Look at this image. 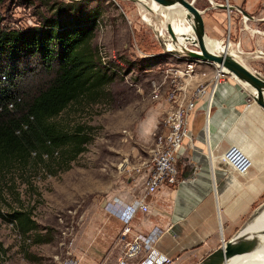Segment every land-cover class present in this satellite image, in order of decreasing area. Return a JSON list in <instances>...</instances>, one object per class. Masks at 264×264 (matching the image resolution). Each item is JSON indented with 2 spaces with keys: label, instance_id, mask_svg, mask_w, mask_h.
I'll return each mask as SVG.
<instances>
[{
  "label": "rangeland",
  "instance_id": "1",
  "mask_svg": "<svg viewBox=\"0 0 264 264\" xmlns=\"http://www.w3.org/2000/svg\"><path fill=\"white\" fill-rule=\"evenodd\" d=\"M53 1L82 4V0H0V16L10 26L36 25L45 15L44 3ZM202 1L193 0V4L199 6ZM86 3L83 9L96 6L99 14L91 45L113 79L103 97L71 103L54 118L63 128L81 125L87 129L84 150L72 160L66 162L60 148L51 157H31L26 164H14L0 173V246L4 250L0 264H59L65 257H75L79 264L125 260L124 243L117 239L121 223L105 211V203L112 201L129 176L118 166L120 161L126 156L145 158L160 130L162 112L156 111L158 105L151 99L153 85L163 81L165 69L182 67V62L164 53L157 30L143 17L136 0ZM146 15L156 20L154 15ZM226 34L225 30L223 39ZM187 48L195 49L192 45ZM200 68L214 72L213 67ZM229 74L220 75V81L233 79ZM250 103L256 105L248 95L245 104ZM201 119L196 113L193 129ZM231 145L250 159L246 145ZM18 208L27 210L36 225L26 235L6 220ZM37 235L44 240L33 241ZM138 260L133 256L125 264Z\"/></svg>",
  "mask_w": 264,
  "mask_h": 264
},
{
  "label": "crops",
  "instance_id": "2",
  "mask_svg": "<svg viewBox=\"0 0 264 264\" xmlns=\"http://www.w3.org/2000/svg\"><path fill=\"white\" fill-rule=\"evenodd\" d=\"M225 5L238 6L248 14L246 20L242 22L240 10L228 9ZM195 7L204 10L207 39L225 44L226 30L227 50L233 51L246 67L264 76V0H203ZM235 41L239 42L238 48ZM199 65L196 64L199 67L195 69L197 74L191 85L210 78L212 72L200 70L201 66L214 69L202 61ZM247 97L243 85L225 79L215 87L209 106H205V99L196 102L189 138L184 140L176 157L178 183L172 187L163 184L145 197L148 210L132 219L128 239L136 233L147 234L158 228L160 233L149 247L155 255L169 258L171 264H197L241 228L263 201L264 194V111L251 103L246 105ZM155 103L156 111L163 115L167 103L162 100ZM196 113L202 119L193 129ZM235 142L248 149L245 153L251 163L244 174L225 167L219 158ZM126 159L128 164L139 160L127 156ZM127 174L126 184L115 193L122 203H128L143 191L145 172ZM147 252L141 250L136 258Z\"/></svg>",
  "mask_w": 264,
  "mask_h": 264
},
{
  "label": "trees",
  "instance_id": "3",
  "mask_svg": "<svg viewBox=\"0 0 264 264\" xmlns=\"http://www.w3.org/2000/svg\"><path fill=\"white\" fill-rule=\"evenodd\" d=\"M80 2H45V15L23 28L0 16V173L31 157H51L56 149L64 150L66 162L84 150L86 127L70 130L54 118L71 103L103 97L113 76L91 45L97 8L83 9L86 0ZM6 220L21 235L36 226L21 208Z\"/></svg>",
  "mask_w": 264,
  "mask_h": 264
},
{
  "label": "built area",
  "instance_id": "4",
  "mask_svg": "<svg viewBox=\"0 0 264 264\" xmlns=\"http://www.w3.org/2000/svg\"><path fill=\"white\" fill-rule=\"evenodd\" d=\"M241 20L244 22L246 18L241 16ZM228 39L226 34L225 44L222 41L221 44L228 45ZM238 45L239 42L236 41L235 48H238ZM164 53H168L175 59H181L183 62L182 67L165 69L162 76L163 81L153 85L151 99L154 102L162 100L167 103V109L160 120V130L154 136L145 158L129 164L126 159H123L118 164L120 169L127 173H140L142 170L145 172L143 191L140 196L133 197L128 203H122L120 199L114 197L112 201H106L104 207L111 217L121 223L117 239L124 243L123 257L125 260L119 261L118 264H125L127 258L131 260L141 250H148V252L134 264H171L169 258L155 255L154 251L149 249L152 240L160 233L158 228H153L147 234L136 233L128 239V235L132 232L131 220L137 213L147 212L148 206L145 202L147 195L154 193L163 184L172 187L178 183L176 157L184 140L189 138L190 120L196 109V102L205 99L207 107L209 98L220 81V75L229 74L213 64L214 72L207 81L193 82L191 85L193 77L195 78L197 74L195 65L200 61L182 57L168 50H164ZM202 74L203 72L200 73ZM219 158L225 167L239 174H244L250 166L248 157L234 146H229L219 155ZM59 264H79V262L75 257H65Z\"/></svg>",
  "mask_w": 264,
  "mask_h": 264
},
{
  "label": "water",
  "instance_id": "5",
  "mask_svg": "<svg viewBox=\"0 0 264 264\" xmlns=\"http://www.w3.org/2000/svg\"><path fill=\"white\" fill-rule=\"evenodd\" d=\"M160 5H171L179 3L185 9L184 17L188 23L191 32L193 34L192 46L195 49L185 48L183 50H168L182 57L189 59H196L202 62L215 64L219 68L225 70L232 75L235 80L241 85L244 84L248 95L252 101L258 105L264 111V76L260 73L246 67L240 60H238L233 53L227 50V47L221 44L219 45L224 49L223 52L214 53L206 49L205 47V35L202 13L204 10H200L194 6L193 0H153ZM215 6H220L215 4ZM224 7V5L222 6ZM228 9L240 10L238 6L225 5ZM241 16H248V14L240 10ZM246 18V17H245ZM166 30L170 35L171 39H174V35L169 25H166ZM264 207V200L255 207L251 212L248 219L244 222L241 228L233 235L230 239L223 241L210 253H208L202 260L197 264H226L236 257H240L247 247L249 246H261L263 244L264 230L251 231L249 229L250 224L253 222L255 216Z\"/></svg>",
  "mask_w": 264,
  "mask_h": 264
},
{
  "label": "bare ground",
  "instance_id": "6",
  "mask_svg": "<svg viewBox=\"0 0 264 264\" xmlns=\"http://www.w3.org/2000/svg\"><path fill=\"white\" fill-rule=\"evenodd\" d=\"M136 1L139 8L143 12V17L149 18L150 25H153L155 30L157 29L160 37L159 39H161L164 48L171 50H183L187 48L188 45H192L193 34L184 17L185 9L182 5H180L179 3H174L171 5L163 6L153 0ZM147 13L152 14V16L154 15V17H156V22H153V19L148 17L149 15H146ZM166 25L170 26L171 31L174 35V39H171L170 35L167 34L168 32L166 30ZM204 44L206 49L211 52L220 53L224 51L219 43L209 40L207 39V37L205 38ZM242 85L244 86V84ZM211 99L212 96L209 98V103L207 104L208 106L211 103ZM205 133H207V129ZM249 229L251 231L264 230V207L259 212V214L255 216L253 222L250 224ZM226 264H264V235L263 244L261 246L259 245L247 247L245 252L240 257H236Z\"/></svg>",
  "mask_w": 264,
  "mask_h": 264
},
{
  "label": "flooded vegetation",
  "instance_id": "7",
  "mask_svg": "<svg viewBox=\"0 0 264 264\" xmlns=\"http://www.w3.org/2000/svg\"><path fill=\"white\" fill-rule=\"evenodd\" d=\"M236 42V41H235ZM235 42H233V43H235Z\"/></svg>",
  "mask_w": 264,
  "mask_h": 264
}]
</instances>
